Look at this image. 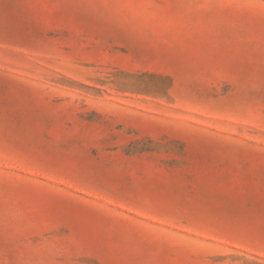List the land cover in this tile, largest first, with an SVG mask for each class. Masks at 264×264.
Listing matches in <instances>:
<instances>
[{"label": "rangeland", "instance_id": "obj_1", "mask_svg": "<svg viewBox=\"0 0 264 264\" xmlns=\"http://www.w3.org/2000/svg\"><path fill=\"white\" fill-rule=\"evenodd\" d=\"M0 264H264V0H0Z\"/></svg>", "mask_w": 264, "mask_h": 264}]
</instances>
